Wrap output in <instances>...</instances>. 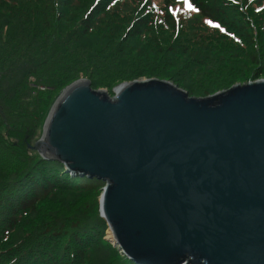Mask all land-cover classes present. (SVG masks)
<instances>
[{"label":"trees","instance_id":"16d2710c","mask_svg":"<svg viewBox=\"0 0 264 264\" xmlns=\"http://www.w3.org/2000/svg\"><path fill=\"white\" fill-rule=\"evenodd\" d=\"M186 2L198 22L165 12L154 22L139 16L138 0H0V264H133L91 218L103 184L32 147L55 100L80 79L111 95L163 80L206 98L264 78V11L254 15L247 0ZM70 197L81 206L48 210Z\"/></svg>","mask_w":264,"mask_h":264},{"label":"water","instance_id":"95a60500","mask_svg":"<svg viewBox=\"0 0 264 264\" xmlns=\"http://www.w3.org/2000/svg\"><path fill=\"white\" fill-rule=\"evenodd\" d=\"M63 90L33 149L101 182L106 239L133 264H264V80L206 98L169 82Z\"/></svg>","mask_w":264,"mask_h":264},{"label":"rangeland","instance_id":"374dc122","mask_svg":"<svg viewBox=\"0 0 264 264\" xmlns=\"http://www.w3.org/2000/svg\"><path fill=\"white\" fill-rule=\"evenodd\" d=\"M259 1H262V3H258L257 0H247V3L249 4V6L251 7L252 9V13L254 15H259L260 11L263 12L264 11V0H259ZM139 2V8H140V13H139V16H141L142 14H145V13H148V15L152 18L153 17V21L154 22H158L162 17H163V14L164 12L166 14H170L172 17H174L181 25H185L186 23L188 22H198V20L194 21L192 19H195L197 18V15L195 13H193L194 11H192L186 0H174V2L171 4V6L164 10V0H138ZM261 4V6H259ZM138 16V17H139ZM154 24V23H153ZM188 25H192V23H189ZM187 25V26H188ZM86 80V79H85ZM146 80H149L148 78H142V79H139V80H135V81H146ZM261 80H264V78H261V79H258L256 81H261ZM163 81V80H161ZM256 81H250V82H256ZM167 82V81H165ZM75 83V82H74ZM170 83V82H169ZM248 83V82H247ZM73 84V83H72ZM172 84V83H171ZM245 84V83H244ZM173 85V84H172ZM238 85V84H237ZM66 89V88H65ZM114 90V89H113ZM96 91H104L106 92V90L104 89H99V90H96ZM63 92V91H62ZM113 92V91H112ZM108 94V96L110 97H113V94H109L108 92H106ZM61 95V94H60ZM59 95V96H60ZM58 96V97H59ZM57 100V99H56ZM55 100V101H56ZM55 103V102H54ZM53 103V104H54ZM53 106V105H52ZM52 108V107H51ZM50 108V110H51ZM49 110V112H50ZM49 114V113H48ZM48 117V115H47ZM46 117V118H47ZM46 120V119H45ZM45 123V121H44ZM44 126V124H43ZM43 126H42V129H41V134H40V137L38 138V140L35 142V144L41 139V136H42V133H43ZM35 144L33 145V147L35 146ZM32 147V149H33ZM104 186V185H103ZM100 195H101V191L99 193V195L96 197V199L94 200L93 204H96L100 198ZM92 200V199H91ZM81 203L79 201L73 198H67V199H63L61 202H60V205L59 204H55V205H52V206H49L48 207V210H55L56 209V205H58V208H63V207H71V206H76V207H80ZM75 207V208H76ZM97 208V212H95V214H93V216L91 217L93 220H96V218H100L99 217V206H96ZM109 238V232H108V229L107 228H104L103 230V239H108ZM102 251V250H101ZM101 251H99V253L101 254ZM104 252V251H102Z\"/></svg>","mask_w":264,"mask_h":264},{"label":"bare ground","instance_id":"6f19581e","mask_svg":"<svg viewBox=\"0 0 264 264\" xmlns=\"http://www.w3.org/2000/svg\"><path fill=\"white\" fill-rule=\"evenodd\" d=\"M109 238L112 239V237L110 236V233H109Z\"/></svg>","mask_w":264,"mask_h":264}]
</instances>
